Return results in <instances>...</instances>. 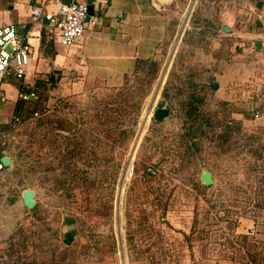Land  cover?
<instances>
[{"label": "rangeland", "instance_id": "obj_1", "mask_svg": "<svg viewBox=\"0 0 264 264\" xmlns=\"http://www.w3.org/2000/svg\"><path fill=\"white\" fill-rule=\"evenodd\" d=\"M163 10L149 87L118 92L148 80L147 65L115 85L70 84L55 71L37 83L39 101L15 99L39 115L14 121L16 88L3 84L0 151L12 162L0 175V216L15 228L1 264H264V35L220 25L261 29L264 0H171ZM162 105L168 115L155 120ZM195 128L196 144L179 137ZM150 164L162 174L144 173Z\"/></svg>", "mask_w": 264, "mask_h": 264}, {"label": "crops", "instance_id": "obj_2", "mask_svg": "<svg viewBox=\"0 0 264 264\" xmlns=\"http://www.w3.org/2000/svg\"><path fill=\"white\" fill-rule=\"evenodd\" d=\"M86 1L91 5L90 13L95 16V22H88L75 44L64 46L45 19L32 21L30 7L40 0H0V25L13 22L19 34L26 35L32 44L34 53L26 68L29 79L58 71L70 84H83L90 79L120 84L136 60L154 54L166 38L168 20L163 8L171 0ZM258 17L263 25L261 29L255 23L226 25L235 33L256 34L262 30L264 35V15L258 14ZM222 24L225 23H220L221 27ZM262 43L264 45V40ZM49 48L50 52H45ZM15 99L16 93L13 102ZM3 211L1 207L0 214ZM11 219L0 216V246L1 240L15 228L14 224L10 225Z\"/></svg>", "mask_w": 264, "mask_h": 264}, {"label": "built area", "instance_id": "obj_3", "mask_svg": "<svg viewBox=\"0 0 264 264\" xmlns=\"http://www.w3.org/2000/svg\"><path fill=\"white\" fill-rule=\"evenodd\" d=\"M51 4L56 6L50 7ZM88 6L86 0H40L39 3L31 5L30 16L33 22L45 19L58 42L70 46L81 38L86 23L95 22V16L89 12ZM33 53L28 37L19 34L13 22L0 25V106L5 99L4 83L15 86L16 97L39 101L42 89L37 85L36 78L27 77L26 71ZM26 115L35 117L39 115V111L35 109L29 113L13 114L12 120L23 119ZM9 166L0 158V175Z\"/></svg>", "mask_w": 264, "mask_h": 264}, {"label": "trees", "instance_id": "obj_4", "mask_svg": "<svg viewBox=\"0 0 264 264\" xmlns=\"http://www.w3.org/2000/svg\"><path fill=\"white\" fill-rule=\"evenodd\" d=\"M141 65L142 66H146V65L148 66L147 71H145V73L143 74V78L149 77V79L148 80L146 79L145 81L143 79V81H140L139 84H137L135 88L130 89L128 91H125L124 90L125 89V86H121L120 87V91H118L119 94H120V96L122 94H127L128 92H131L132 93V92H135L138 89H142L143 86H144V84H146L147 87H149L150 81L158 76V69H159V67L156 65L154 59H152V58H139V59H137L136 62H135V64H134V67H133L132 72H135L136 73ZM128 75H129L128 72H126L124 74V82H123L124 84H127V81L129 80ZM44 76L46 78H44ZM44 76L37 77L36 78V83L40 82V83H43L44 85L45 84L47 85V84L51 83L52 80H54L57 77L56 74H55V72H48ZM165 89H166V86L164 87V91H165ZM42 93H43V90H42ZM42 93H41V95H42ZM143 94H144V92H143ZM41 95H40V99L42 97ZM18 99H20V98H18ZM125 99H127V98L126 97H123V98H120V100H116V99H111L110 101L109 100L108 101L106 100L105 101V104L113 105L115 103L114 100H116V101H124ZM20 100H23V99H20ZM23 101L37 102V101H34V100H23ZM135 103H139V101L137 100V101H135ZM19 110H20L19 101L18 100H15L13 102L12 112L15 113V114H17V115L18 114H22V113H29V112H31L34 109L31 108L30 110H27V109H22L21 111H19ZM195 110H196V107H193L192 104L189 103L188 109L186 110L187 116L190 117L191 114ZM263 110H264V108H263ZM196 131H197V128H195V129H188L186 131V133L185 132L180 133L179 137L180 138L189 139L188 141H190L191 144H196L195 141L197 140L196 138L198 137V134L196 133ZM144 138L147 140V136H145ZM4 153L5 152L0 151V156L2 154H4ZM136 164H137V161H136ZM148 168H150V169H148ZM151 168H153L154 171H152ZM171 168H177V167H175V164H171L170 169ZM143 170H144V173H147V174H155V175H161L162 174L160 167H158L156 164H150L149 166H144L143 167ZM210 185H206L205 184L204 186L209 187ZM193 229L194 228L192 227V230ZM19 264H25V263L24 262H21Z\"/></svg>", "mask_w": 264, "mask_h": 264}, {"label": "water", "instance_id": "obj_5", "mask_svg": "<svg viewBox=\"0 0 264 264\" xmlns=\"http://www.w3.org/2000/svg\"><path fill=\"white\" fill-rule=\"evenodd\" d=\"M64 2H70V0H63ZM89 8V12H90V8L91 5L88 6ZM222 29L225 31H230V28L228 25L226 24H222ZM209 85L212 88H216L218 83L216 81H211L209 82ZM168 115V107L162 105V106H156L152 112V116L155 120L161 121L163 118H165ZM1 160L6 164V165H10L11 164V157L8 154H2L0 156ZM129 163V160L127 161V164ZM124 169L123 174L126 171L127 165ZM199 178L200 180H202L206 185H210L214 183V177L212 175V172L208 169H204L200 172L199 174ZM123 179V176H122ZM21 197L22 200L24 202V204L28 207L31 208L35 205L36 200H35V191L33 188L30 187H26L24 189H22L21 191Z\"/></svg>", "mask_w": 264, "mask_h": 264}]
</instances>
